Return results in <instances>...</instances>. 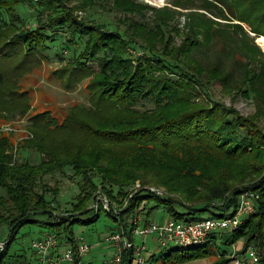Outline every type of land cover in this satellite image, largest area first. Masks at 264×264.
Wrapping results in <instances>:
<instances>
[{"label":"trees","instance_id":"1","mask_svg":"<svg viewBox=\"0 0 264 264\" xmlns=\"http://www.w3.org/2000/svg\"><path fill=\"white\" fill-rule=\"evenodd\" d=\"M25 1L34 0H0V16L7 13L20 20L14 10ZM131 4L116 0V6L126 12ZM218 4L225 5L236 20L243 23L247 18L257 25L249 28L255 37L264 36V0H204L207 11L218 9ZM40 6L51 14L50 28L71 27L72 40L88 35L84 49L77 53L76 68L88 70L87 63L96 62L99 72L86 84L90 107L73 110L61 122H50L49 127L40 120L45 113L33 117L35 133L30 142L42 156L38 164L13 163L7 152L11 144L0 138V188L5 192L0 194V231L5 228L9 233L6 248L0 251V264L11 257L13 243L29 223H40L49 230H59L66 223L65 229L74 235L77 222L89 225L99 219L100 214L86 219L50 218L52 207L46 191L53 189L42 178L66 168L82 179L75 204L78 210L87 206L99 186L114 198L113 187L123 190L138 179L145 184H162L169 194H178L160 198L139 193L120 217L125 226L127 217L141 205L147 204L150 215L163 207L169 217L193 222L222 215L218 212L235 205L241 191L261 188L256 213L244 218L237 231L214 232L200 244L151 252L147 264H184L218 255L221 259L215 264H226L228 250L239 242L243 243L242 254L246 256L247 247L253 246L259 254L255 264H264V130L253 118L213 99L208 92L210 81L180 66L177 60V64L171 63L152 47L148 56L134 57L130 51L136 41L128 34L80 21L67 0H39ZM202 18L212 29L219 24L205 14ZM44 28L24 31L16 38L34 46ZM244 36L251 40L247 33ZM229 50L234 56L242 53L245 64L255 60L254 53L259 52L257 46L253 51L246 44ZM261 89L264 92V63L249 70L242 86L245 94L257 95L258 102L262 100ZM215 201H223L225 208H212L210 203ZM16 256L35 262L32 255ZM133 259V250L125 251L122 264H133Z\"/></svg>","mask_w":264,"mask_h":264},{"label":"rangeland","instance_id":"2","mask_svg":"<svg viewBox=\"0 0 264 264\" xmlns=\"http://www.w3.org/2000/svg\"><path fill=\"white\" fill-rule=\"evenodd\" d=\"M67 1L80 21L104 30L110 29L128 34L136 41L130 51L134 57L148 56L152 47L165 54L164 56L171 63L177 64L174 62L177 60L180 66L185 65L190 71L210 81L211 86L208 92L213 99L235 108L242 116L253 118L264 130V92L261 89L262 100L258 102L257 95L253 92L245 94L242 90L243 81L249 70L256 66L260 67L264 63L262 55L264 48L258 42L259 37H255L249 29H256L257 25L249 19L244 18L243 23L236 20L229 9L222 4H218V9L207 11L204 0H162L164 2L162 4L148 0H126L132 3L127 12L123 7L116 6V0ZM38 4L39 0H34L18 5L14 12L21 21L7 13L0 16V74L2 76L0 138L6 139L11 144L7 152L12 159L14 158L13 163L29 161L32 164H38L41 161V154L33 150L30 142L35 133L33 117L45 113L40 120L45 127H49L50 122L54 120L61 122L73 110L81 111L84 107H90L91 97L86 84L99 72L96 62H88L86 66L88 70L76 68L77 53L84 49L88 35L72 40L71 27L65 25L50 28L48 22L51 14L48 11L43 12V7L38 8ZM200 14H203V17L205 14L219 24L212 29ZM43 25L45 27L41 30L43 34L40 40L35 41L38 44L34 46L30 47L16 38L24 31L37 29ZM245 33L251 38L250 41L245 39ZM244 44L249 45L253 51L256 46L259 49V52L254 53L255 60L251 63L247 60L245 64L241 59L242 53H238V56L230 53L229 49H242ZM91 68L93 69L91 75L84 78L90 74ZM42 179L50 189H53L46 191V197L51 201L52 207L50 218L56 215L70 218V214L75 215L78 212L83 214L90 211L89 205L99 193L111 197L104 188L99 186L95 191L93 190L87 206L78 210L75 204L79 202L78 197L81 192L79 182L82 179L73 175L71 168H66L64 172L48 173ZM137 182L142 187L161 188L166 191L167 196L169 194L162 184H145L138 179L132 184L125 185L123 190H118L117 186L113 187L115 197L111 198L116 199L124 195ZM153 183L157 182L153 181ZM56 191L57 195H55ZM0 194H5L2 188H0ZM223 201L210 204L212 208L215 206V209L221 210L225 208ZM150 205L155 203L151 202ZM145 206L147 207V204ZM153 213V219L157 222L169 217L163 207L156 209ZM98 214L101 216L93 224L77 222L73 226L75 237L86 240L92 245L85 259L87 264H101L102 260L111 259L114 254V249L104 243V239L117 226V222L106 211H99L96 215ZM65 224L63 223L59 230L68 233L69 231L65 229L67 224ZM45 230L46 228L40 223H29L24 226L11 247V257L7 258L3 264H17L26 259L21 257L18 260L17 254L23 253L29 258L32 255L31 240L43 236ZM8 234L5 228L2 229L0 241L6 243ZM242 245L243 243L239 242L232 246L226 257L230 259L233 250L235 253L244 255L241 253ZM147 247L149 249L147 256L157 249L152 236L147 238ZM218 259H221V255L184 264H215Z\"/></svg>","mask_w":264,"mask_h":264},{"label":"built area","instance_id":"3","mask_svg":"<svg viewBox=\"0 0 264 264\" xmlns=\"http://www.w3.org/2000/svg\"><path fill=\"white\" fill-rule=\"evenodd\" d=\"M260 191L261 188L244 189L237 195L235 206L218 212L222 215L207 216L193 222H185L173 217L157 222L153 219V215L148 213L146 206L141 205L136 213L127 217V226H125L120 217L136 200L139 193L154 194L160 198L167 196L166 191L161 188L142 187L137 182L133 188H129L124 195L116 199L99 193L90 203V211L83 214L78 212L69 216H72L70 219L77 216L86 219L95 216L99 211H106L109 215L118 217L117 226L104 239V243L112 246L114 254L111 259L102 260L101 264H122L124 252L129 250H133V264H147L149 251L147 238L149 236H152L157 247L154 251H157L169 248L171 245L188 247L200 244L209 240V236L214 232L237 231L244 218L256 213ZM30 246L35 262L25 259L17 264H87L85 259L92 247L88 241L57 229H46L43 236L31 240ZM5 248L6 243L0 241V251ZM258 261L257 250L249 246L246 256L235 253L233 250L226 264H255Z\"/></svg>","mask_w":264,"mask_h":264},{"label":"bare ground","instance_id":"4","mask_svg":"<svg viewBox=\"0 0 264 264\" xmlns=\"http://www.w3.org/2000/svg\"><path fill=\"white\" fill-rule=\"evenodd\" d=\"M148 1H150L152 3H161V4L164 3L162 0H148ZM258 42L261 45V47L264 48V36L259 37Z\"/></svg>","mask_w":264,"mask_h":264}]
</instances>
